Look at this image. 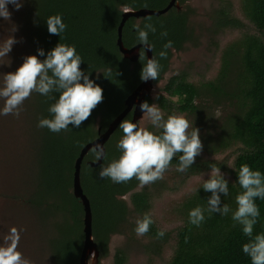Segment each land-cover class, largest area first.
Segmentation results:
<instances>
[{"label": "trees", "instance_id": "trees-1", "mask_svg": "<svg viewBox=\"0 0 264 264\" xmlns=\"http://www.w3.org/2000/svg\"><path fill=\"white\" fill-rule=\"evenodd\" d=\"M27 5L28 27L25 38L30 45L29 54L44 60L47 52L57 43L74 45L83 62L81 69L89 75L103 90V101L91 113V116L79 128L69 125L67 131L52 133L47 128L37 127L41 118H52L48 112L55 103L59 93H53L52 98L33 93L23 106L18 121L19 130L25 141L31 144L32 151H24L32 158L36 174L35 186L21 206H29L33 210L36 224L34 226L49 228L47 251L49 264H78L83 247V208L80 201L72 194V177L74 163L84 145L98 136V129L103 132L107 126L124 110V101L142 82L140 71L146 64L144 52L140 50L138 61L134 64L124 60L116 46L117 27L122 14L126 10H159L166 6L169 0H25ZM185 0H179L182 4ZM242 18L253 28V34L246 33L241 39L242 55L240 56V78L236 80L238 98L241 102V116L237 120L231 143L225 145L227 150L239 146L234 154L230 170L227 168V158L224 164L218 166L221 172L231 174L228 181L229 195L221 199L233 210L236 208L235 197L242 191L238 184L240 166L248 164L253 170L264 174V0H239ZM230 1L225 0L223 8L218 12L215 29L241 31L246 29L244 22L233 16ZM61 15L67 25L66 30L58 37L47 31L46 20L53 15ZM135 20L130 18L122 28V44L125 48L140 45L134 25L144 27L152 23L156 32H149L148 40L152 56L161 65L158 79L153 85L162 82L159 94L155 98H147L150 105L156 104L164 114L180 115L186 119L195 111V100L199 90L194 77L181 72L169 77L164 76L169 71L173 52L182 51L191 38V28L188 24V14L169 11L165 15L151 16ZM166 31V37L161 32ZM172 41V47L165 49L164 45ZM37 49H43L45 55L39 56ZM166 51V58L159 53ZM29 55V56H30ZM22 57V61H24ZM19 66L16 64L15 69ZM202 88H213L210 83L202 82ZM214 93L218 92L213 88ZM236 97V96H235ZM177 98L173 103L170 100ZM1 108L3 100L0 99ZM127 120L130 118L127 117ZM0 125H4L1 123ZM149 131L160 134L162 129L153 126L146 127ZM123 136L118 127L105 144V157L100 166L91 168L87 162H95L93 150L84 157L80 168V185L83 194L89 201L92 221V238L96 244L98 256L108 255V244L114 235H126L133 229L130 221L150 215L152 196L141 190L135 192L140 184L133 178L127 183H114L110 179H101L98 175L102 166H107L121 154L116 145ZM3 159L8 160L14 146L15 134L9 130H0ZM12 142H14L12 144ZM0 146V147H2ZM23 149V147H22ZM179 155L172 160L169 168L179 166ZM197 158V157H196ZM196 160V159H195ZM195 163L186 172L188 176L200 171ZM128 195V202L123 197ZM211 194L195 197L186 202L182 226H179L173 237V253L164 264H251L250 258L242 252V245L250 238L245 236L240 225H234L231 213L221 216L218 213L205 212V221L200 227L189 223V212L195 207L207 208V198ZM260 209L258 223L254 233H264V200L256 201ZM16 209V208H14ZM15 210H12V213ZM32 213V211H31ZM136 227V225L134 226ZM163 231L154 222L147 236L154 242L147 250L151 255L159 257L168 245L170 234L164 232L163 237L157 233ZM115 264H125L126 256L116 250Z\"/></svg>", "mask_w": 264, "mask_h": 264}, {"label": "rangeland", "instance_id": "rangeland-1", "mask_svg": "<svg viewBox=\"0 0 264 264\" xmlns=\"http://www.w3.org/2000/svg\"><path fill=\"white\" fill-rule=\"evenodd\" d=\"M225 0H190L187 4L190 8L189 27L192 30V38L180 52H173L169 71L164 76L165 82L169 77L181 72L190 74L197 83L199 96L195 100V111L187 117L193 122V127L199 130V137L203 144V150L196 158L200 171L195 175L180 173L177 168H168L162 180L153 184L138 187L135 192L144 190L152 196L150 216L164 232L170 234L168 245L165 246L159 257L151 255L147 250L154 242L147 235L137 237L134 229L136 222L130 221V228L126 235H116L108 244L106 258L91 253L88 256V264H115L114 254L116 250L122 251L126 256L125 264H164L169 261L173 253V237L175 230L182 226L185 204L195 197L209 194L202 188L203 180L208 179L211 171L210 165L221 166L227 158V168L230 170L231 160L239 146L227 150L225 145L231 143L230 138L233 128L240 118L241 102L238 98L236 80L240 78V56L242 46L240 39L246 34H253V28L241 15L239 0L230 1L233 16L244 22L246 29L235 31L227 29H215L216 13L223 8ZM11 13L9 20L0 17V46L11 36L17 41L6 57L0 59V87H3L4 75L15 72L16 64L20 66L22 57L29 56V47L25 38V30L28 27L27 5L16 10L11 4L8 6ZM210 83L213 88H202L201 83ZM162 82L153 85L149 98H155L159 94ZM236 96V97H235ZM176 99H171L175 102ZM1 108V104H0ZM21 113V112H20ZM18 118L13 115H0V130H9L15 134L14 146L8 160L3 159V150L10 149L0 140V243L12 227L20 231L18 250L29 259L32 264H49L47 241L49 228L34 226L36 224L33 210L28 206H21L35 186L36 174L33 168L32 158L27 154L32 151L31 144L25 141L20 133L19 124H15ZM139 127L152 126L146 115L138 120ZM191 131V129H189ZM23 147V149H22ZM26 148V152L24 151ZM225 174V179L232 181L231 174ZM197 190V191H196ZM211 194V193H210ZM129 196L124 199L128 201ZM16 208V209H14ZM12 210H15L12 213ZM32 211V213H31ZM97 250V249H96Z\"/></svg>", "mask_w": 264, "mask_h": 264}, {"label": "clouds", "instance_id": "clouds-1", "mask_svg": "<svg viewBox=\"0 0 264 264\" xmlns=\"http://www.w3.org/2000/svg\"><path fill=\"white\" fill-rule=\"evenodd\" d=\"M23 2L24 0H0V17L9 20L11 13L7 6L11 4L19 10ZM46 24L48 33L58 37L67 28L59 14L47 18ZM134 27L140 45L151 49L148 35L149 32H156L155 26L152 23H145L143 28L139 25ZM167 35L166 31L161 32L162 37ZM16 42L11 36L0 46V59L7 56ZM171 47L172 41L169 40L164 48ZM37 52L39 56L45 55L43 49H37ZM159 56L166 58V51H161ZM82 62L74 45L61 43H57L48 51L44 60L38 59L36 55L25 57L15 72L4 75L3 87H0V99L3 100L0 115H13L18 118L24 102L34 92L47 98H52L53 93H59L56 102L48 108L52 118L39 119L37 127L47 128L57 134L67 131L69 125L79 128L103 101L102 88L81 69ZM160 69L161 65L157 59H147L146 64L141 68L140 79L156 81ZM139 108L151 125L162 131L156 134L130 120H122L119 128L123 136L116 145L121 154L107 166L101 167L98 172L101 179L108 178L114 183H127L135 178L141 187L147 186L164 178L177 154L180 155L176 170L180 173L187 172L195 163L196 157L201 154L203 144L199 130L193 127V122L180 115H169L165 119L155 103L150 105L144 101ZM93 156L97 161L106 158L101 145L94 147ZM209 167L211 171L208 179L203 180L202 184L203 190L211 193L207 198V208L198 206L191 209L189 223L200 227L205 221V212L209 215L218 213L221 216L231 213L234 225H240L243 234L250 238L248 243L242 245V252L250 258L251 264H264V233L253 235L254 227L260 217V209L256 201L264 200V174L259 170H253L248 164L240 166L237 177L242 191L235 197L236 208L233 210L221 199V195L223 197L229 195V184L225 174L214 164ZM153 223L154 220L148 214L137 219L134 229L137 237L147 235ZM20 231L12 227L3 237L0 243V264H32L18 250ZM164 234V231H159L157 236L163 237Z\"/></svg>", "mask_w": 264, "mask_h": 264}, {"label": "water", "instance_id": "water-1", "mask_svg": "<svg viewBox=\"0 0 264 264\" xmlns=\"http://www.w3.org/2000/svg\"><path fill=\"white\" fill-rule=\"evenodd\" d=\"M175 0H171L170 4L159 11H152L141 9L139 11H124L122 14L121 21L117 27V39L116 46L118 48L119 54L122 58L128 61L131 64H134L138 61L139 52L142 50L144 52L145 60L153 58L152 50L148 49L143 45H136L132 48H125L122 44V28L126 22V20L130 17L135 19L146 18L149 16H159L164 14L174 3ZM153 87V80L142 81L139 86L134 90L132 94H130L126 100L124 101L125 109L107 126V128L101 132L98 129V136L93 141L87 143L82 147L79 152L78 158L74 163V171L72 177V194L74 198L78 199L83 208V234H84V242L83 247L80 253L78 264H88V256L91 253L97 254L96 245L92 239V230H91V209L90 204L86 196L83 194L81 185H80V168L84 157L90 150H93L96 145H101L105 154V143L109 140L112 134L118 128L120 122L124 119V117L133 109V117L132 122L135 123L138 119L141 118L143 112L140 110L139 105L143 102L144 97L150 95V91ZM103 159L95 162H87V165L90 167H97L101 164Z\"/></svg>", "mask_w": 264, "mask_h": 264}, {"label": "flooded vegetation", "instance_id": "flooded-vegetation-1", "mask_svg": "<svg viewBox=\"0 0 264 264\" xmlns=\"http://www.w3.org/2000/svg\"><path fill=\"white\" fill-rule=\"evenodd\" d=\"M190 0H185L182 4H180V2H179V0H175L174 1V3H173V5L164 13V14H162V15H165V14H167L169 11H172V10H175L176 12H185V13H187L188 14V24H189V19H190V17H191V15H190V8H189V6H188V2H189ZM170 2H171V0H169L168 2H167V4H166V6L164 7V8H166L169 4H170ZM164 8H162V9H164ZM162 9H159V10H162ZM139 10H141V9H139ZM139 10H126V11H133V12H136V11H139ZM146 10H148V9H146ZM159 10H152V11H159ZM219 12V11H218ZM218 12L216 13V17L218 18ZM159 16H161V15H159ZM149 17H151V16H149ZM155 17H157V16H155ZM130 18H132V19H135V18H133V17H130ZM130 18H128L127 20H129ZM147 18V17H146ZM217 18H216V20H217ZM140 19H144V18H140ZM140 19H135V20H140ZM126 20V21H127ZM215 28V27H214ZM191 38H192V30H191ZM191 38H190V40H191ZM186 45V44H185ZM184 49V48H183ZM180 52V51H179ZM170 65H171V63H170ZM150 97V95L149 96H146V97H144V99H143V102L147 99V98H149ZM152 99V98H151ZM172 99H176L177 100V98H172ZM175 100V101H176ZM134 107L135 106H133V109H134ZM124 109H125V105H124ZM133 109L124 117V119L123 120H125L127 117H129L130 119V121H132V117H133ZM144 114H142V116H143ZM141 116V117H142ZM141 119V118H140ZM140 119H138V120H140ZM138 120L135 122L136 124H138ZM119 127V126H118ZM117 130V129H116ZM101 131V130H100ZM114 134V133H113ZM112 134V135H113ZM111 138V137H110ZM109 138V139H110ZM108 142V141H107ZM106 142V143H107ZM105 143V144H106ZM104 148H105V146H104ZM88 154V153H87ZM100 166V165H99ZM99 166H97V167H99ZM92 168V167H91ZM93 168H96V167H93ZM140 187V186H139ZM126 196V195H125ZM124 196V197H125ZM124 197H123V200H125L124 199ZM125 202H126V200H125ZM128 202V201H127ZM114 236H116V235H114ZM93 239V238H92ZM94 242V241H93ZM96 245V244H95ZM96 249H97V247H96Z\"/></svg>", "mask_w": 264, "mask_h": 264}]
</instances>
